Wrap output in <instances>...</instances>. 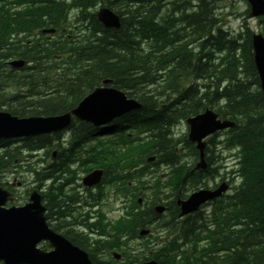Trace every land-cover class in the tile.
Instances as JSON below:
<instances>
[{"label": "trees", "instance_id": "1", "mask_svg": "<svg viewBox=\"0 0 264 264\" xmlns=\"http://www.w3.org/2000/svg\"><path fill=\"white\" fill-rule=\"evenodd\" d=\"M13 1V13H0V108L14 115L60 114L109 79L115 88L142 103L139 111L122 118L121 123L133 125L117 135L126 151L144 154L153 150L160 162L162 156V163H167L175 157L168 129L206 108L205 101L211 99L210 107L217 106L222 119L235 123L227 144L236 149L239 189L235 198L219 201L214 207V228L203 237L209 243L202 248L198 244L191 247L194 261L185 252H175L166 253L161 262L216 264L221 258L215 254L217 249L228 252L235 243L241 253L235 251V245L233 258L224 254V264H264V222L257 220L256 212L264 211V97L252 63L247 26L244 35L235 36L214 29L212 11L219 0H195L193 7L184 0H110L109 8L120 16L118 30L105 29L97 22L91 12L95 0H0V10ZM162 10L164 14H160ZM72 11H77L72 24L79 27L78 35H62L59 41L48 42L45 35L36 33L37 29H67ZM261 28L264 35V20ZM132 48L134 54L130 53ZM14 58L31 66L12 70L6 61ZM126 131L135 133L133 148ZM144 131L151 135L141 136ZM53 138L41 135L26 141V147L50 149ZM7 161L0 157V166ZM58 172L53 168L49 176L54 178ZM175 179L179 188L198 184L188 170L177 171ZM46 195L53 204L60 198L61 189ZM50 208L54 213L55 208ZM247 218L253 220V232L249 242L246 236L239 244L237 235L232 238L229 225ZM196 222L197 215L181 222V240L187 235V240L196 244L197 235L192 233ZM241 225L243 234L251 228L248 223ZM252 241L255 248L247 252L246 244ZM174 249L177 247L169 246L159 257ZM89 259L99 264L97 256L89 254ZM132 262L130 257L128 264Z\"/></svg>", "mask_w": 264, "mask_h": 264}, {"label": "water", "instance_id": "2", "mask_svg": "<svg viewBox=\"0 0 264 264\" xmlns=\"http://www.w3.org/2000/svg\"><path fill=\"white\" fill-rule=\"evenodd\" d=\"M252 16L264 15L262 0H247ZM98 21L107 28H118L119 22L108 11L98 15ZM254 60L261 80L264 93V43L258 40L254 43ZM20 66L21 61H14ZM11 62V65L14 64ZM105 83V82H104ZM97 91V92H96ZM86 97L73 112L81 119L94 126L103 125L115 117L139 107L133 101H127L124 96L114 90H96ZM208 112V111H207ZM212 117L211 113L207 114ZM200 118L190 123V138L199 150L200 162L197 168H205L203 161L204 143L201 140L216 130V126H200ZM67 115L54 118L17 119L7 113H0V138L28 137L44 132L56 131L68 124ZM220 186L214 193L206 192L192 195L194 203L182 208L183 214L194 209L207 199L217 196L225 190ZM8 194L0 188V263L2 264H90L86 254L71 246L67 241L51 232L45 222L44 208L40 205L39 196L32 192L29 202L20 208L5 209ZM192 206V207H191ZM41 242H47L51 251L37 248ZM150 264H155L151 262Z\"/></svg>", "mask_w": 264, "mask_h": 264}, {"label": "bare ground", "instance_id": "3", "mask_svg": "<svg viewBox=\"0 0 264 264\" xmlns=\"http://www.w3.org/2000/svg\"><path fill=\"white\" fill-rule=\"evenodd\" d=\"M184 1H187V2H190L191 3V6L193 7L195 5V0H184ZM245 2H248L247 0H244ZM262 2L264 3V0H262ZM249 9V8H248ZM102 11H108L109 13H111L114 17L115 20H117L119 22V26L118 28H107V27H104L103 24H101L103 26V28L105 29H110V30H118L119 27H120V16L112 9L108 8V7H101L99 8L97 11L94 12V16L96 17V19L98 20V15L100 12ZM160 14H164V10L160 11ZM212 14L214 15V11H212ZM214 17V29H221V21L219 18ZM263 20H264V15H263ZM263 22V21H262ZM72 26H74V28L79 31V27L78 26H75V24H72ZM245 27V25H244ZM262 27V25H261ZM248 28V26H247ZM249 29V28H248ZM222 30V29H221ZM250 31V30H249ZM252 31H250V50H251V55H252V63L254 65V61H253V52H254V43L258 40H261L263 43H264V35L263 34H260V35H257V36H252L251 34ZM36 33L38 34V31H36ZM70 33V34H69ZM41 34L45 35L44 37V40H47L48 42L50 41H54V42H57L61 39V36H65V37H69L70 35L72 36H76L78 35V33H74L69 30V29H62V31H58L54 28H48V29H44L42 30ZM237 35V34H235ZM234 35V36H235ZM14 61H21V65L20 66H15V63ZM11 62H14L13 65H11ZM6 63L8 64V66L12 69V70H17V71H20L24 68H28L31 66V64L25 60H22V59H17V58H14V59H10L9 61H6ZM254 71H255V74L258 78V87H259V90H260V76H259V73L258 71L256 70V68L254 67ZM102 82H105L104 86H106V88L108 89H111V90H117V91H120V92H123L122 90L120 89H117L115 88L113 85H112V81L107 79V80H103ZM101 82V83H102ZM100 83L99 86L93 88L90 92H92L93 94H95L100 86L102 85ZM96 91V92H95ZM26 91L24 90H21L20 93H25ZM88 92L80 101L77 102V104L75 105V107H73L72 109L66 111V112H61V114H65V113H68L72 110H74L82 101L83 99L90 93ZM95 92V93H94ZM261 92V91H260ZM261 94L263 95L264 97V93L261 92ZM220 106H222L220 104ZM206 108H210V107H206ZM206 108H204L203 110L199 111L197 114L195 115H192V116H188L186 119H183L179 122H177L176 124L174 125H171V128L168 129L169 131V135L171 136L173 142H174V145H173V148H174V151L175 149L180 146V147H187L190 145V141H191V138H190V123L193 122V120L197 119V118H200L199 121H198V125L200 126H216V130L208 135H206L203 139L205 138H208V140H211V139H215L217 138V141L215 143V148L218 147V146H223L225 149H220L221 153L225 154V155H228V154H231V160L232 161H236L235 163H237V156H236V149L234 148H231L230 146H228L227 144V139L230 137L229 134H224V129L225 128H228L229 130L235 126V123L234 121H231L229 119H222L220 117V115L218 113H215V111L211 110L210 108V112L212 117H209L207 114L208 112L205 110ZM1 111L3 112H6V113H10L5 107H1L0 108ZM31 115H35V114H31ZM15 118L17 119H21L20 117L18 116H15ZM29 118H33V117H29V116H26L25 119H29ZM122 119L115 122V123H112L108 126L105 127V130L107 131H116V130H121L123 128H125L127 125H130L131 123L129 124H123V122L121 123ZM184 121V124L186 125V134H184V136L182 137V139H177V133L174 132V127L175 126H178L181 122L183 123ZM110 126H113V129L110 130ZM189 128V129H188ZM95 133V128L91 125H88L86 123H82V122H73L72 124H70L69 126H67L66 128H64L62 131L60 132H57V133H54L53 136L54 138L51 139V146L53 148H55L54 146H59L58 149H61V150H65V144L67 141L71 140V141H79L81 138H88L90 136H92L93 134ZM176 133V134H175ZM144 134H146L147 136L151 135L150 132H147V131H144ZM219 134H222L223 138L220 139V136ZM186 137V138H185ZM36 137H30L28 141L34 139ZM178 140L179 141V144H178ZM27 141V142H28ZM192 142V141H191ZM26 143H17V142H10V141H6V142H1L0 143V151H4L5 153L9 154V155H12V154H19L21 153L22 151L25 150L26 148ZM50 148V149H53V148ZM75 148H79L77 145H75ZM38 150V149H37ZM36 150V151H37ZM64 155V157L61 159V161L58 162V159L51 162L49 165H47L46 167H38L37 165H34L32 166V169L34 170L33 174H34V180L32 182V185H34L35 187H33L34 189L36 190H43L45 187H55V188H59V187H62L63 185L66 184V179L67 177H64L63 174L64 173H69L70 170L74 167H76L77 170H79L81 168L80 165H75L76 164V161H77V158H78V151L77 150H70V151H62L61 152V156ZM162 159H164L162 156L160 158L161 162H162ZM184 160H186L185 158H183L181 155H178L175 153V157L172 159L170 158L169 161L166 160L167 165H169L173 171H179V170H188L190 173H191V176L197 180V183L198 184H202V183H210L211 181L210 180H215V179H226V176H224L225 173H229V172H218V171H213L211 169H208V170H193L190 165L188 166H184ZM214 162V158L211 157L210 158V163H213ZM61 163V164H60ZM64 163V165H63ZM58 164H60V171L58 173H56V175L54 176V178L52 176H49V173L51 170H53V168L55 169V167L58 166ZM60 174V177L58 176ZM208 176L212 177L210 178V180H208ZM237 176V173L236 172H231V180L230 181H227L228 184H235V181L238 179L236 178ZM52 177V178H51ZM114 184H118L119 181L117 180H114L113 181ZM147 188V186L145 187ZM177 192H179V188H177L176 190ZM154 193L156 195H158L160 197V200L162 201V203L164 204L165 207L167 208H172L174 207V202L171 201L168 197H166L165 195H163L159 190H154ZM94 195H91L90 197H93ZM82 205V204H81ZM52 208L56 209L55 205H52ZM146 216H148L146 218ZM93 217V215H90V218ZM173 213L171 211H166L165 213H163L162 215H152L150 214L149 212L146 211V215H145V218H144V221L141 222V225L142 224H148V226H152V225H149V224H158V225H166V224H169L173 221ZM93 221H95V219H93ZM101 222V221H99ZM139 225V223L135 224V225H126L128 228L126 227H122V228H119L115 231L114 235H113V239H114V242H118L119 239H124L126 241H132L135 239V235H134V228L137 227V226H141ZM143 226V225H142ZM185 230V229H184ZM206 231V228L202 227L199 222L197 221L196 224H195V228L192 230V233L194 235H197V242L195 244V242H192L191 240H187L188 239V236L186 235V239L183 240V242L181 243V246L180 247H177V249H174L173 251L169 252V251H165L163 255H161L159 257V255L157 256V260L159 259V261L157 262V264H166V263H163L161 262V258L162 257H165L166 256V253H175L177 252L179 255L182 253V252H185L186 253H190V250H191V247L193 245H197L198 244V247H200V244L202 242L201 240V237L199 235V233L201 232H204ZM242 228L241 227H236L234 229V231L231 233V236L232 238L234 239V237L237 235L239 236L240 234H242ZM252 232H250L247 237V241L249 242L250 240V237L249 235L251 234ZM93 234V233H92ZM108 232L107 231H104V234L102 236H99V235H96V234H93V237L94 238H97L99 239V241H103V238L105 235H107ZM235 243L233 244V247L235 249ZM237 246V245H236ZM232 246L230 247L229 251L226 253L230 254H233V252L235 251H240L239 253H241V250L238 249V246L236 248V250L234 251V249ZM246 247L249 248L247 250V252H253V248H255L253 246V241L252 243L248 246L246 244ZM217 250H219L218 252L219 253H223L225 251H221L220 248H218ZM221 251V252H220ZM217 252V253H218ZM169 255V254H168ZM166 260V259H165ZM98 263L99 264H117V263H114L113 260H111L110 258H107V257H98ZM167 264H170L167 263Z\"/></svg>", "mask_w": 264, "mask_h": 264}, {"label": "rangeland", "instance_id": "4", "mask_svg": "<svg viewBox=\"0 0 264 264\" xmlns=\"http://www.w3.org/2000/svg\"><path fill=\"white\" fill-rule=\"evenodd\" d=\"M109 2H110V0H95L93 4L96 7H93L91 9V12H95L101 7H108L109 8V6H108ZM215 9L216 10H214V15L213 16H215V17L220 19V21H221V29L224 26H226V28L229 29L230 31L237 32L239 30L243 20H244V25L248 26L250 31H255L257 29L256 20L255 19H250L248 17V12L245 13L246 10H248V7H247V4L245 3L244 0H219L215 4ZM74 15L75 16L77 15V11L70 12L69 19H67V29L71 30L73 32V34L78 32L74 28V26H72ZM8 37H11V34ZM133 50L134 49L132 48L131 51H130L131 54H134ZM197 84L201 85L202 83L198 82ZM221 105H222V103H221ZM210 108H211V110H216L217 106H214V109L212 107H210ZM174 129H175L174 132H176L178 134L177 135L178 136L177 139L181 140L182 137L184 136V134H186V125L184 124V121H183V123L181 122L178 126H175ZM219 136H220V139L223 138L222 134H219ZM180 140H178V144H179ZM209 141L211 142V146H210L211 150L221 154L220 148L219 147L215 148V143L217 141V138L211 139ZM228 161H231V160L229 159ZM227 164H229V163L227 162ZM188 165H190L188 160L187 159L184 160V166L186 167ZM213 165H214V163L211 164V166H213ZM222 165H223V162H220V163L217 164L218 168H220ZM227 170H229V169H227ZM218 172H221V170H218ZM224 176H226V179H228V181L231 180V172L225 173ZM210 178H212V177L208 176L207 179L210 180ZM25 179H26V181H28L27 183H30L31 180H32V178L29 175H26ZM217 180H219V179L210 180V181L218 182ZM32 182L29 184V186H31L33 188L35 186L32 185ZM236 183H237V180L235 181V184ZM140 187L141 188H145L146 186L141 185ZM149 197H151V196H149ZM261 206H264V204H261ZM204 210H208V208H205ZM256 212H257V220H262V222H263L264 211L261 210L260 212H258V211H256ZM245 221H246V219L244 220V222ZM247 222L251 223V225H252V222H253L252 218H247ZM158 235H160V234H158Z\"/></svg>", "mask_w": 264, "mask_h": 264}, {"label": "flooded vegetation", "instance_id": "5", "mask_svg": "<svg viewBox=\"0 0 264 264\" xmlns=\"http://www.w3.org/2000/svg\"><path fill=\"white\" fill-rule=\"evenodd\" d=\"M61 152H62V150L58 149V154L56 156V160L58 159V162L61 161V159L64 157V155L61 156ZM60 164H58V166L55 167V170H59V171L61 170ZM63 165H64V163H63ZM8 178H9V176L1 174L0 175V182H1V184L4 185V188L6 190H8L12 194H15V192H14L15 186H20L23 184V182L17 183L15 181V178H13L11 181H8ZM74 186L76 188L79 187L78 184H76ZM60 189H61V196L59 199L56 200L55 203H53L55 205L56 209H54V213H52V214L50 212V210H51V208L49 207L50 204L47 202V200H48L47 195H46L47 192L44 189L40 191L41 200H42V202H44L46 204V206H47L46 209H47L48 213H50V215H51L49 217V219H51L49 224L55 230V232L59 233L60 235H62L66 239L70 240L71 242L75 241V235L74 234H77L78 231L81 232V240H86L89 237V234H92V233L99 235V236H102L104 234V229L102 228V229H100L101 230L100 231V230H96V228H95L97 225V219L95 221L96 223H93L91 225H87L86 223H83L81 220L78 221V220L70 217V215H71L70 210L71 209L76 210L77 215L79 214L78 213L79 208L77 207V205H79V204L81 205V203L74 202L75 201L74 199H65V197H63V195H62L63 187H60L58 189L55 188L54 192L57 193V191H59ZM57 210L61 211L62 214H58ZM63 215H64V217L62 219H60L61 216H63ZM100 223L101 222L98 221V224H100ZM83 229H85V230H83ZM262 235L264 236V234H262ZM72 236H74V237H72ZM246 236L245 237L240 236L239 240L240 239H243V240L246 239ZM235 241H236V238H235ZM262 242H263L262 245H264V239ZM238 243L241 244L240 241Z\"/></svg>", "mask_w": 264, "mask_h": 264}]
</instances>
